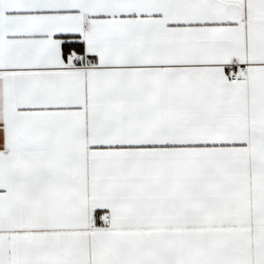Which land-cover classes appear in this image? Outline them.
Returning <instances> with one entry per match:
<instances>
[{"label": "snow or ice", "instance_id": "6c2138e0", "mask_svg": "<svg viewBox=\"0 0 264 264\" xmlns=\"http://www.w3.org/2000/svg\"><path fill=\"white\" fill-rule=\"evenodd\" d=\"M0 264H264V0H0Z\"/></svg>", "mask_w": 264, "mask_h": 264}]
</instances>
